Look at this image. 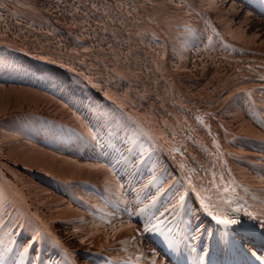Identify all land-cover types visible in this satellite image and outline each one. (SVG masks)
<instances>
[{
  "label": "bare ground",
  "instance_id": "1",
  "mask_svg": "<svg viewBox=\"0 0 264 264\" xmlns=\"http://www.w3.org/2000/svg\"><path fill=\"white\" fill-rule=\"evenodd\" d=\"M23 1L38 3L41 16L50 17L54 22L53 25H57L64 31L55 29L51 36H45L27 26L15 23L17 34L20 36V46L12 44L9 40L0 41V46L6 45L4 46L8 54L6 57L11 58L10 63L18 68L15 71L17 72L15 75L19 77L18 83L41 87L44 93L54 95L61 101L66 98L69 107L59 111L63 120L44 115L39 110L32 112L33 115L39 116L42 122L59 125L56 127L59 128V131L51 130L55 136L61 135L62 131L74 133L70 139L74 146H63L62 149L68 153L87 158L91 161L87 162L89 164L107 166L98 169L101 173L98 183L94 180L79 179L91 183L97 192L95 197L84 195L83 202H86L88 197L89 202L102 200L104 205L110 206L114 211L112 218L119 226V230L122 226L123 231L129 233V239L136 242L137 253L141 256L148 253V264H163L164 262L162 256L158 254L155 256L153 249H148L149 244L147 242L149 233L160 234V232L144 231L145 227L160 226V221H163V231L171 240V246L175 253H178L181 248L179 237L183 229L189 230L190 240L201 250L202 254L210 252L208 244H215L217 250L222 247L220 241L225 238L223 235L229 227L221 228L220 224H216L202 210L196 198L202 192L210 193V200L213 203L211 210L217 209L219 202L222 201L223 205L229 206L234 213L238 214L239 219L236 217L237 221L234 224L238 228L246 229L245 231H264V121L256 116L258 112L264 114V108L261 107L264 101V92L260 95H253L250 90L252 92L257 91L255 90L256 84L243 88L240 85L224 87L222 92L228 91L229 96L221 97L222 99L218 101L219 108L216 110L213 119L217 126L213 124L212 131L210 129L205 132L200 131L202 137L196 133L192 120L189 117H183L192 110L193 105L189 104L187 109L182 112L183 114L180 115L181 117L172 118V129L178 131V134L173 136L175 142L170 141L171 133L168 130H164L162 136L156 135L162 123L156 108H159L162 102L169 101L173 97L171 89L173 81L179 83L183 77H187L192 80L191 85H195L193 88H189L191 91L203 87L201 104L205 105L211 100V109H214V103L223 94L217 87L213 86L223 74L230 71V68L223 57L214 56V51L223 49V47L209 40L212 31L207 25L206 19L213 15L218 16L222 26L230 25L234 32H242L245 38L250 40L261 38L264 37V29L259 31L258 28L264 21V6L262 7L257 3L260 1L264 3V0H182L190 5L196 13L201 14L205 20L208 34L206 42L213 46L211 50L213 55L209 56V64L212 69L208 73H200L195 69L191 55H188L189 44L186 45L185 62L182 64L180 72L170 71L172 59L168 58L167 54L163 57L165 45L161 44L157 50L153 37L144 33L142 25L137 20L138 15H147L146 11L149 9V6H144L140 0H112L114 8L112 5L106 6V0ZM97 18H99L98 21ZM150 19L151 26L161 30L165 35L164 41H166L170 30L162 20H159L152 13ZM260 19L263 21L260 22ZM243 22L250 25L245 30L240 31L238 27ZM11 50L21 51L22 55L13 60L9 53ZM245 50L246 48L239 44L238 51L244 52ZM195 52L196 50H193L192 55ZM255 52V54H246V59L240 63L247 64L249 67H256L260 64L264 66V58H258V54L264 55V43L260 44ZM37 54L45 62L43 68L36 59ZM115 71L130 76L134 75L137 78L132 82L124 83L123 89L117 93L103 92L97 83V79L103 80ZM146 72L150 77L145 75ZM155 75L157 78L161 75V79L156 80ZM239 77L232 75L231 80L235 79L236 84H242L241 81L245 80V77L241 79ZM0 78H2L1 75ZM9 80L12 81V79ZM84 85L86 93H76L79 88L83 89ZM261 89H264V86ZM184 94L188 95L187 89L184 90ZM87 101L90 102L91 106L83 105ZM128 101H132L128 103V106L136 111L138 115L135 117L137 119H128L125 117L126 112L119 110L117 103ZM181 106V104H176L174 107L179 109ZM222 107H224L225 112L232 114V120L239 119L247 123L243 130L248 134L250 133L249 130L253 129L251 135L257 138L250 136L247 138L248 136L242 133L238 135V133L232 132L230 134L224 126V121H222L225 117ZM170 110H173V107ZM21 111L22 109L18 110V112ZM37 125L39 122L32 117L24 126L25 130L22 131L36 134L39 138L46 137L44 129L38 128ZM89 130L95 134V139ZM206 134L208 136H205ZM235 136L237 137L236 141L239 142L236 143V146L243 151L238 150L237 153L239 154L233 158L232 151L229 149L226 151L223 148L220 151L218 145L220 153H230L229 158L232 159L225 163L223 170L215 166L211 170L213 173L215 170L213 182L217 181V183L214 184L217 187H223L224 194L210 187V182L192 181L190 179L191 173L187 171L186 166H182L186 171L181 169L178 158L182 160L183 156L178 152V149H197L198 147L210 152L209 147L205 148L206 144H214V141L226 144L227 140L230 142L229 139L232 140ZM207 137L212 138V140L209 141ZM184 138L194 141V144L185 143ZM245 141L246 145H243L242 143ZM189 144L190 146H186ZM183 145L185 146L183 147ZM245 147L248 149L244 150ZM42 156L44 155L42 154ZM44 157L46 158V156ZM109 168L111 171L108 170ZM233 179L236 182H233L235 181ZM150 184L153 187L146 190L147 185L150 187ZM108 186L114 188V194L109 195L106 192H100L104 189L109 191ZM228 187L235 188L232 189V192H228ZM58 190L63 192L61 187ZM42 192L44 190L40 192V196H43ZM74 192L79 196L77 190ZM48 194L50 193L48 192ZM115 194L121 196L123 205L115 198ZM164 194L166 198L163 201L162 212L149 220L147 219L148 221L144 217L141 220L135 217L139 216L142 211H149L152 204L159 201ZM181 195L184 197L182 207L178 204ZM34 196H39L38 192L32 197ZM6 200L12 201L16 205L17 211L25 218H31L33 215L30 209L31 204L16 190L11 178L0 169V201L3 202L0 204V208L7 206ZM139 200L142 201V204L137 205L136 202ZM63 201L69 202L75 207L80 206L82 209L89 205L88 202L84 205H73L71 201L60 195L58 204L63 205ZM71 205H68L69 212L66 213L64 220L57 219L55 228L63 237L61 238L62 243L76 242L78 239L79 241L83 240L84 243L81 245L86 247L78 249L76 253L78 257H74L75 261L70 262L64 252L54 245V241H48L51 248L56 252V255L52 256L53 264H91L88 260L93 259L106 260L109 264L107 256L103 253H109V259L113 263L122 260L127 264H141L133 261L127 249L116 253H111L108 249L91 252L90 248L95 246L94 249H98L96 246H101L103 243L98 245L94 243L93 238L85 235L80 236L79 227L76 226L81 219L87 216L85 213L82 215L77 212ZM90 207L96 209V206L90 205ZM86 211L89 213L88 219L92 222L97 217V213L93 210ZM124 211L129 212L128 220L135 221V223L133 222L135 226L125 224L120 219L119 214L120 212L124 213ZM183 211L187 212L185 220L178 218ZM36 220L39 223L42 222L40 218ZM84 221L86 222V220ZM104 223L107 222L104 221ZM231 225L233 226V224ZM97 234L103 235L101 228H98ZM7 235L6 230H0V251L3 253L11 251L12 247V239L11 242L9 239L6 240ZM162 237L163 243L170 246L169 239H166L165 235ZM8 242L10 244L6 245ZM122 242L121 239L118 245ZM24 246L25 244L18 246L19 250L10 256V264H19L20 253ZM223 246L230 247L229 244ZM65 248L71 253L69 257H73L72 245H67ZM80 256L82 261L77 263L76 260ZM36 259L41 260V257L36 256ZM39 263V261L30 258L28 254L27 259L23 261V264ZM4 264H7L6 260Z\"/></svg>",
  "mask_w": 264,
  "mask_h": 264
},
{
  "label": "rangeland",
  "instance_id": "2",
  "mask_svg": "<svg viewBox=\"0 0 264 264\" xmlns=\"http://www.w3.org/2000/svg\"><path fill=\"white\" fill-rule=\"evenodd\" d=\"M146 1L150 3L149 9L151 10V13L157 16L159 20H162L165 26L175 36L181 35L183 30H185V32H188L189 30L187 28L188 26L194 29V31L188 35V39H189L191 35L197 32L195 28L192 27V26H195L194 23L197 20H200L201 18L203 19V27L201 28V31H200L201 33L204 34V36L202 37L203 45H202V42H200V43H197V46H192L189 43L193 44L195 40L190 39V40H187L188 42L186 44H183L181 48L180 47L178 48L180 49L183 48L184 50L182 51H185V49L187 48L189 44V48L192 50L188 49V55L189 54L191 55L192 62H194L195 64V69L200 73L202 72L208 73L212 69V67L209 64V56L213 55V51H211L213 47L205 46L208 34L206 31V25H205V20L203 16H201V14L196 13L195 10H193L190 7V5H187V3L183 2L182 0H146ZM0 2L3 5L2 7H0V41L11 40V43H15V42L20 43V40H19L20 36L17 34V30L11 26L12 23L9 17L10 10L15 12L16 18L18 21L28 24L32 28H37V29L41 28L47 32H52L55 29L64 31L60 29L57 25H53L54 22L48 16H44L40 19L35 18L31 20L24 17L20 13L21 10H19L18 8L26 9L27 11H30L34 14H36L35 12L38 10V9L37 10L35 9L37 5H34L31 2H25L22 0H0ZM21 3H24L25 5ZM14 4L18 8L12 6ZM31 16L34 17V15H31ZM40 21L42 23H44L45 21H49V24L48 25L43 24L39 26ZM261 21L263 20L260 19V22ZM191 22L193 23L192 26H191ZM249 25H250L249 23L243 22V24L239 25L238 29L240 31L245 30L246 27ZM226 27L228 29L229 35L234 36V38L238 41V43L246 48L244 52H248L249 54H255L256 53L255 49H258L260 44L264 43V37H261V38L258 37L256 39L250 40L249 38H245L242 32H237V31L234 32L233 28L230 25H227ZM258 29L259 31L260 30L262 31L264 29V21L261 27ZM195 38L199 39L200 36H197ZM180 41L182 40H179V42ZM161 44L162 43L160 42V45ZM4 46L6 45L2 44L0 46V55H1L0 70L2 69V66L4 69L3 71L4 75H1L3 79L0 78V128L3 129V132L0 130V169L2 170L4 174H6L7 176L11 178L16 190L20 192L22 197H24L25 200L29 202V204H31L30 209L32 210L33 215L31 216V218H29V220L31 221V220H35L38 218L42 220L40 225L42 226V229L45 233H41L40 238L37 239L35 242H33L32 246L29 248L28 256L30 258H33V260L35 261H39L40 262L39 264H53L52 256H55L56 252L51 248L48 241H54L53 237H55L56 240H59L61 244H63L64 248L67 247V245H72V248H73L72 252L74 256L71 258L69 256H66V258L68 259V261L73 262L75 261L74 257L76 258L78 257V255H76L78 249H84L86 246L81 245L78 239L76 240V242L67 241L66 244L62 243L61 238L63 237L61 234L58 233V230L55 228V223L57 219L64 220L66 213L69 212L68 205H71V204L69 202H64V201H63L64 202L63 205L58 204L60 202V194H58L55 191L58 190L60 186L53 183V188L55 190L54 191L51 187L48 186V184L44 180L42 179L40 180L37 177L42 175L41 173H44V174H48L50 177L51 176L57 177L64 181L65 180L68 181L71 179H84V180L89 179V180H94L96 183H98L99 182L98 179H100L99 175L101 173H100V170L98 171V169L85 167V165H89V163L87 162H91L87 158H83L77 154H73V155L78 157V159L74 158L73 156L71 157L65 156V153H68V152L64 151L62 147L67 146V145H73V142L70 139L74 136V133L62 131L61 135L58 134L57 136H55L51 132L52 129H49L48 127H46L44 122L40 120L39 116L32 114L33 111L39 110L40 113L47 115V116H52V113H54L55 117L58 120H63L59 111L64 109L65 103L59 100L58 98L51 96L50 94L45 93L46 95H42L39 93L40 91L39 92L35 91L31 89L30 87H27V85L24 86L23 84L18 83L17 79L19 77L15 75V73H17L15 71H17L18 68L17 66H13L10 63L11 58L6 57V55L8 54H7V49ZM176 50H179V49H176ZM193 50H196V52L192 55ZM224 51H225L224 48L216 49L214 51L215 52L214 56H216L217 58H220L222 57L221 53H223ZM258 58L263 59L264 55L258 54ZM12 59L14 60V58ZM245 59H246V54L244 56L243 61ZM173 61L175 63H178V67L176 68L181 70L182 68L179 66V61L178 60H173ZM238 65L247 66V64H241V63H238ZM233 70H234V64H232V71L230 68V71L226 74L227 79L225 80V82L222 81V78L225 75H222L220 79L218 80V89L221 92L225 89L224 87L231 86ZM220 72L223 73V71H220ZM9 79H12V81H10ZM19 85H22V86H19ZM193 86L195 85H191L190 83L189 88H193ZM255 86H257L256 89L257 88L259 89L255 92L254 91L252 92V90H250V92L253 95L255 94L260 95L261 91H264L263 89H261V87L264 85L256 84ZM222 93L223 94L218 98L217 101L224 98L225 96L227 97L229 96L228 91L226 90ZM21 109L24 113H26V115L22 116L20 114L22 111L18 112V110H21ZM16 112H18L17 114H20V116H18V119L13 120L14 118H12L10 113H16ZM5 115L7 116L3 118V116ZM32 117L35 121L39 122V125H37V127L38 128L42 127L44 129L46 137L42 136V138H39V136H37L36 134L30 133V132L24 133L22 131L23 129L25 130L24 126L30 121ZM223 119L224 120L226 119L224 121V126L226 127V129L232 132L238 133V135L240 133H242L243 135H247L248 136L247 138H249V136L255 137L251 135V132L253 129H250L249 130L250 133L246 134L245 133L246 131L243 129L246 128L247 123H244L240 121L239 119L232 120L231 113L226 112L225 117H223ZM210 123L213 126L214 122L211 121ZM67 124H69V122H67ZM50 125H53L54 127H59V125L56 123H52ZM55 129L59 131V128H55ZM55 129L52 131H55ZM168 131L171 133L170 134L171 140L170 139L169 140L174 141L175 138L173 136L177 135L178 131L176 132L172 128L168 129ZM49 133H52V134L49 135ZM163 133L164 132L157 130L156 135L162 136ZM198 135L202 137V135H200V132L198 133ZM205 136H208V135L206 134ZM236 136L232 140L229 139L230 142H228L227 140L226 144L224 143L222 144L217 141H214V144H210V145L206 144L205 148L209 147L210 152H208L207 149H200L198 147L197 149H186V148L178 149V152H180L183 156L182 160L185 159L184 161H182L180 158H178L181 169H183L182 167L183 165L186 166L187 171L191 173L190 179L192 181H200V183L210 182V187L216 189L219 193L224 194L223 187L220 188L214 184V183H217V181L213 182L215 170H214V173L211 170H213L214 166L223 170L225 163L229 161V159H232V158H229L230 153H223L224 155L220 153V151H222L223 149H225L226 151L228 149L232 151L233 158L239 154L237 153L238 150L243 151V149H240V148L238 149V147L236 146V143H239L238 141H236V138H237ZM256 136H259V135H256ZM207 138L209 139V141L212 140V138L210 137H207ZM183 140L185 143L190 142V144H194V141L192 140H188L186 138H184ZM190 144L186 146H190ZM242 144L246 145V141L243 142ZM218 145L220 147V151H219ZM184 146L185 145H183V147ZM247 149H248L247 147L244 148V150H247ZM199 151H204V152H199ZM42 154L46 156V158L42 156ZM30 155H35V156H30ZM148 159H152V158H148ZM107 180H108V177H107ZM233 182H236V180ZM149 186L150 187H148L147 185L146 190H149L153 187L151 186V184ZM93 188L94 187H92V191H91L89 188H84L80 186L76 190L79 191L82 195H91L92 197H95L97 195V192ZM95 188H98V187H95ZM107 188L111 193L105 189L101 190L100 192H106V194H109V195H112L115 193V190L113 187L108 186ZM228 188H229L228 192H232V189H234L235 187L233 188L228 187ZM43 190L44 192H47V193L42 192L43 196H40V192ZM37 192L39 196L32 197L34 194H37ZM48 192L50 194H48ZM6 197H9V196L6 195ZM210 197H211L210 193L202 192L196 198L202 210L205 213H207L208 216L215 223L220 224L222 226L221 228L224 229L226 228V226L224 227L223 224L218 223V221L224 220V219H230V220L237 221L236 217L237 219H239L238 214L234 213L229 208V206L223 205L222 201L219 202L217 209L215 208L211 210L213 203L210 200ZM115 198L118 200V202L121 205H123V200L119 194H115ZM165 198H166V195L164 194L159 201H155L152 204L151 209H150L151 211L150 210L147 212L142 211L139 216H135V217L138 218V220H141V218L143 217L146 220L147 219L149 220L154 215L162 212L163 210L162 205H163V201L165 200ZM201 201H203V204H201ZM5 202L7 206L5 207L3 206L0 208V230L7 231L8 235H7L6 240L16 237L18 232L20 231L21 235L18 236L16 240L20 241L19 246H22L24 244L26 246L28 242L32 239V237L35 235V233L39 230L37 228L35 229L34 223L31 224L29 220L23 218V215L17 211V207L12 201L6 200ZM223 202H225V200H223ZM2 203L3 202L0 201V204ZM136 203L137 205L142 204V201L139 200ZM88 204L89 205L86 206L85 209H82V207L80 206L78 207H75L72 205L71 206L74 207L76 211L79 212L80 214L83 215L85 213L87 216L84 219H81L80 223H78L76 226L77 228L79 227L78 230L80 231L79 233L80 236L81 235L89 236L91 239L93 238L92 240L94 241V243H97L98 245L103 243L101 246H96L98 249H94L95 246H93L92 248H90V251L91 252L98 251V250L104 251L108 249L111 253H116L120 250L127 249V252L129 250V253L134 262H137V263L139 262L141 264L147 263L148 253L143 256L137 253L138 250L136 249V242H132L129 239L128 237L129 233H125L123 231L122 226H121L122 229L120 228L119 230L118 228L119 226L115 223V220H113L112 218L114 215L113 209L107 204L104 205V202L102 200H93L92 202H88ZM90 205H93V207L96 206V209L95 210L92 209ZM86 210H93L97 213V217L94 218L92 222H90V220L88 219L89 213ZM180 211L181 210L179 209V212ZM128 214L129 212L127 211H124V213L120 212L119 214L120 219H122L125 224H129L130 226H135L134 224L135 221H133L134 222L133 223L132 221L128 220L129 219ZM186 215H187V212L183 211L180 215L182 217L179 216L178 218H183L185 220ZM77 218H79V216H77ZM84 220H86V222ZM104 221H106L107 223H104ZM56 225L59 226L58 224ZM98 228L102 229L103 235L97 234ZM233 228L237 230L240 229L238 228L237 225H234V224H233ZM230 229L232 232V225ZM48 232H51L52 236H49ZM181 234H186V231L183 230ZM148 237L154 240L155 242H157L158 244H162V245L164 244L162 241L163 237L161 233L160 234L159 233H155V234L149 233ZM121 239L123 240V242L120 245H118ZM140 239H142V237H140ZM186 239L187 238L185 237V240ZM152 240L150 241V244L153 243ZM54 245L58 247L56 243ZM196 248L198 247L196 246ZM17 250H19L18 247L15 248V251ZM103 254L107 256L109 260V264H127L125 261H122V260L117 261L116 263H113L109 259L110 257L109 253H103ZM36 256L41 257V260H37ZM198 256L199 255H196L195 260L198 258ZM5 260L7 261V264H10L11 263L10 255L9 254L1 255V251H0V264H4ZM81 261H82V258L80 256V258H78L76 262L79 263ZM88 261L91 264H108L106 260L103 261L101 259H93V260H88ZM201 261L204 264H211L212 255L208 259L205 257H202ZM189 262H192V260H190Z\"/></svg>",
  "mask_w": 264,
  "mask_h": 264
},
{
  "label": "snow or ice",
  "instance_id": "3",
  "mask_svg": "<svg viewBox=\"0 0 264 264\" xmlns=\"http://www.w3.org/2000/svg\"><path fill=\"white\" fill-rule=\"evenodd\" d=\"M3 5L0 4V7H2ZM213 31L215 32V29H213ZM218 35V33H217ZM209 40L211 41V37L209 38ZM75 115V113H73ZM201 123H203V120H201ZM90 131V134L92 135L93 139H95V134L94 133H91V130ZM85 167H88V168H95V169H102V168H106L107 166L106 165H103V164H89V165H85ZM109 171H111V169L109 168L108 169ZM183 201H184V197L181 195L179 197V201H178V204L182 207L183 206ZM201 204H203V201H201ZM238 210V209H237ZM163 215V214H162ZM250 215V214H249ZM215 219V217H214ZM218 223H222V224H225V225H229V224H235L236 221L235 220H230V219H224V220H220L218 221ZM160 226H157V225H153L152 228H148V227H145L144 231H156V232H160L161 235H165V238L166 239H169L166 235V233L163 231V221H160L159 222ZM170 231V229H169ZM48 235L49 236H52V233L51 232H48ZM41 236V233L39 231H37L35 233V235L32 237V239L28 242V244L24 247L23 251L20 253V261H19V264H23V261L25 259H27V254H28V251H29V248L32 246L33 242H35L37 239H39ZM56 245L58 247H60L65 256H69L71 255V253L68 251V249L64 248L63 244H61V242L59 240H56L55 237H53ZM80 243H84L83 240L80 241ZM171 240L169 239V244L171 246Z\"/></svg>",
  "mask_w": 264,
  "mask_h": 264
},
{
  "label": "crops",
  "instance_id": "4",
  "mask_svg": "<svg viewBox=\"0 0 264 264\" xmlns=\"http://www.w3.org/2000/svg\"><path fill=\"white\" fill-rule=\"evenodd\" d=\"M10 114H11V113H10ZM7 115H9V114H7ZM5 116H6V115H5ZM3 117H4V116H3ZM15 120H16V119H15ZM9 129H10V128H9ZM0 130L3 132V129L0 128ZM6 148H8V147H6Z\"/></svg>",
  "mask_w": 264,
  "mask_h": 264
}]
</instances>
